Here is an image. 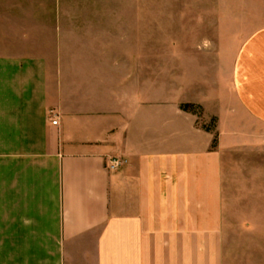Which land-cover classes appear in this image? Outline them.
I'll return each mask as SVG.
<instances>
[{
  "label": "crops",
  "instance_id": "obj_1",
  "mask_svg": "<svg viewBox=\"0 0 264 264\" xmlns=\"http://www.w3.org/2000/svg\"><path fill=\"white\" fill-rule=\"evenodd\" d=\"M68 7L0 0V264H231L226 153L241 116L264 126V31L234 104L221 79L154 96L142 16Z\"/></svg>",
  "mask_w": 264,
  "mask_h": 264
},
{
  "label": "rangeland",
  "instance_id": "obj_2",
  "mask_svg": "<svg viewBox=\"0 0 264 264\" xmlns=\"http://www.w3.org/2000/svg\"><path fill=\"white\" fill-rule=\"evenodd\" d=\"M68 5L69 12L83 8L117 17L142 16L149 95L154 96L165 93L174 79L185 89L184 98L221 79L224 97L234 104L231 85L239 51L264 31V0H68ZM261 43L264 47V34ZM194 106L203 119V108ZM240 119L252 129L241 136V149L226 153V255L231 264H264V126L249 117ZM216 124L213 118L206 127L214 130Z\"/></svg>",
  "mask_w": 264,
  "mask_h": 264
},
{
  "label": "built area",
  "instance_id": "obj_3",
  "mask_svg": "<svg viewBox=\"0 0 264 264\" xmlns=\"http://www.w3.org/2000/svg\"><path fill=\"white\" fill-rule=\"evenodd\" d=\"M58 120L53 121V125H57ZM127 161L121 159V158H111L107 164V170L111 172L118 171L122 169L126 165Z\"/></svg>",
  "mask_w": 264,
  "mask_h": 264
},
{
  "label": "trees",
  "instance_id": "obj_4",
  "mask_svg": "<svg viewBox=\"0 0 264 264\" xmlns=\"http://www.w3.org/2000/svg\"><path fill=\"white\" fill-rule=\"evenodd\" d=\"M181 108L185 111L193 112V109L195 108V106L191 104H186V105H182Z\"/></svg>",
  "mask_w": 264,
  "mask_h": 264
}]
</instances>
